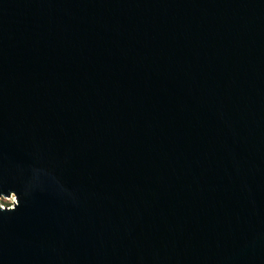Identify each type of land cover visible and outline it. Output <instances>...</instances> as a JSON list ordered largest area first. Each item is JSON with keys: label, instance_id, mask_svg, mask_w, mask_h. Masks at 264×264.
Listing matches in <instances>:
<instances>
[{"label": "water", "instance_id": "95a60500", "mask_svg": "<svg viewBox=\"0 0 264 264\" xmlns=\"http://www.w3.org/2000/svg\"><path fill=\"white\" fill-rule=\"evenodd\" d=\"M0 264H264V0H0Z\"/></svg>", "mask_w": 264, "mask_h": 264}, {"label": "rangeland", "instance_id": "374dc122", "mask_svg": "<svg viewBox=\"0 0 264 264\" xmlns=\"http://www.w3.org/2000/svg\"><path fill=\"white\" fill-rule=\"evenodd\" d=\"M14 200L12 195L8 197H0V205L1 206H10Z\"/></svg>", "mask_w": 264, "mask_h": 264}]
</instances>
